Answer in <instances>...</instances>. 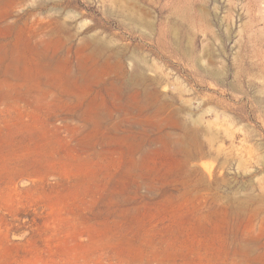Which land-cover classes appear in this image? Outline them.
Listing matches in <instances>:
<instances>
[{"label": "rangeland", "instance_id": "374dc122", "mask_svg": "<svg viewBox=\"0 0 264 264\" xmlns=\"http://www.w3.org/2000/svg\"><path fill=\"white\" fill-rule=\"evenodd\" d=\"M260 67L264 0H0V264H264Z\"/></svg>", "mask_w": 264, "mask_h": 264}, {"label": "bare ground", "instance_id": "6f19581e", "mask_svg": "<svg viewBox=\"0 0 264 264\" xmlns=\"http://www.w3.org/2000/svg\"><path fill=\"white\" fill-rule=\"evenodd\" d=\"M263 62V61H262ZM263 64V63H262ZM264 70V67H260V70ZM260 103H262V107H264V99H260Z\"/></svg>", "mask_w": 264, "mask_h": 264}]
</instances>
